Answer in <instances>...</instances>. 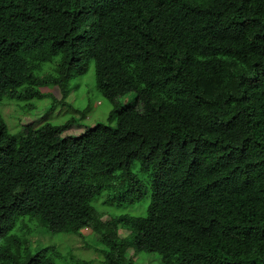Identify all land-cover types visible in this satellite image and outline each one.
Listing matches in <instances>:
<instances>
[{
    "label": "trees",
    "instance_id": "trees-1",
    "mask_svg": "<svg viewBox=\"0 0 264 264\" xmlns=\"http://www.w3.org/2000/svg\"><path fill=\"white\" fill-rule=\"evenodd\" d=\"M92 61L107 123L16 138L0 115V264H91L33 246L49 234L83 237L105 264H264V0H0V101L47 86L65 101ZM92 143L127 151L96 160ZM104 192H150L148 215L105 221Z\"/></svg>",
    "mask_w": 264,
    "mask_h": 264
},
{
    "label": "rangeland",
    "instance_id": "rangeland-1",
    "mask_svg": "<svg viewBox=\"0 0 264 264\" xmlns=\"http://www.w3.org/2000/svg\"><path fill=\"white\" fill-rule=\"evenodd\" d=\"M53 63L44 64V70H50ZM39 73V72H38ZM43 73V72H42ZM45 75V74H44ZM43 75V76H44ZM70 94L62 101L63 96L60 94L59 88L47 86L42 88V93L49 95L46 98H32L30 100H16L4 98L0 101V115L5 121L10 133L16 138L24 134L26 126L29 128H39L45 123L53 125H62L70 120H74L72 128L65 132V135L78 136L86 129L95 125L107 123L108 117L113 110V104L107 100L97 88L96 82V66L92 61L88 72L82 76L72 77L69 81ZM135 96L129 95L121 102L123 104L133 105ZM126 147L114 145L110 148H103L92 143L87 153L92 159L96 160H117L126 153ZM173 159V158H172ZM136 172L137 169L135 168ZM109 192L102 193L94 203L97 210L102 211L105 221L117 218L121 215H130L135 217H146L151 202V193H147L145 198L136 204H118L116 201L109 200ZM107 204L103 202L107 200ZM98 205L102 206L101 209ZM40 232L43 230H39ZM90 231L86 232L85 237L91 238ZM49 234V232H48ZM120 234L126 236L128 231L121 230ZM59 235H51L42 237V243H39V236L35 237L33 246L40 245L42 248L46 246H61L60 250L64 255L72 253V249L76 250L78 258L90 261L91 264H105L104 259L98 251L93 248H86L85 239L83 237H66L60 239ZM93 240H90L92 243ZM82 249V250H80ZM134 253V252H133ZM134 254H132L133 256ZM134 264H172L170 261L162 259L157 254H137L132 257Z\"/></svg>",
    "mask_w": 264,
    "mask_h": 264
}]
</instances>
